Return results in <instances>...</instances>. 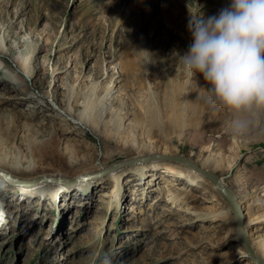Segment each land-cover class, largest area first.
<instances>
[{
  "label": "rangeland",
  "instance_id": "1",
  "mask_svg": "<svg viewBox=\"0 0 264 264\" xmlns=\"http://www.w3.org/2000/svg\"><path fill=\"white\" fill-rule=\"evenodd\" d=\"M230 2L0 0V56L25 84L0 71V264H255L227 200L172 154L222 179L264 262V120L235 135L180 60L190 16ZM118 126L138 147L107 139Z\"/></svg>",
  "mask_w": 264,
  "mask_h": 264
},
{
  "label": "clouds",
  "instance_id": "2",
  "mask_svg": "<svg viewBox=\"0 0 264 264\" xmlns=\"http://www.w3.org/2000/svg\"><path fill=\"white\" fill-rule=\"evenodd\" d=\"M191 42L180 56L189 79L199 75L213 105L244 135L264 120V0H231L207 18L190 16Z\"/></svg>",
  "mask_w": 264,
  "mask_h": 264
},
{
  "label": "bare ground",
  "instance_id": "3",
  "mask_svg": "<svg viewBox=\"0 0 264 264\" xmlns=\"http://www.w3.org/2000/svg\"><path fill=\"white\" fill-rule=\"evenodd\" d=\"M1 46V45H0ZM9 51H11V49L9 48L8 49ZM2 53L4 54V51H2V52H0V55H2ZM3 57L2 56H0V71H2V70H5L6 71V77H3V79L5 80V81H7V82H10L11 84H13V85H18L19 87H22V86H25V84H24V79H22V77L20 76V73H18V72H15V71H13V70H10L9 68H6L5 67V64L7 63H4V60L2 59ZM29 58L27 57V58H23V59H17V63L19 64V66H21V69L23 70V73L25 72V74H27L28 76H31L32 75V73H30V65H29ZM9 65V64H8ZM7 66V65H6ZM8 67H10V65L8 66ZM9 87H11L12 88V86H9ZM178 93H180V92H178ZM201 97H200V99H202L203 98V95L201 94L200 95ZM194 108V107H193ZM56 111H58V110H56ZM59 112V111H58ZM179 115H178V120H177V123H178V125H179V127L180 128H183L185 125H187L186 124V119H185V113H186V108L184 107V105L182 106V107H180V110H179ZM63 116L60 112L56 115V116ZM196 116V115H195ZM79 123H80V125H82L81 123V121H82V116L80 117V118H78V120H77ZM138 124V123H137ZM93 125H94V123H93ZM128 125V124H127ZM123 127H120V126H118V127H116V128H113V130H111L110 131V133L108 134V135H110V136H108V140H110V141H112L113 139L116 141V140H124L123 141V144L124 145H126V144H130L132 147H138L135 143H137V142H135L136 141V137L135 136H133L132 134H131V131H130V133H125L124 135H123V129H122ZM139 129V128H138ZM141 130V129H140ZM103 132H105V129L103 130ZM136 135V134H135ZM7 158V157H6ZM200 161V165L201 166H206V167H208V166H214V167H216V168H224L223 167V165L225 164H222L219 160H217V161H215V160H211V159H203V160H199ZM154 166V165H153ZM0 173H2V174H4V177H3V175L1 176L0 175V177H2V178H7L8 177V175L6 174V172H4V171H0ZM41 177H47V178H51L52 179V181L53 180H57V181H61V182H64V181H66L65 180V178H54V177H50V176H40L39 178H41ZM83 179H86V177H82ZM31 179V178H30ZM217 179H218V177H217ZM76 179H73V180H70V182H65V183H72L73 181H75ZM19 181V180H18ZM218 181L220 182V184L221 185H223V186H225V184H224V182L222 181V179L220 178V179H218ZM20 182V181H19ZM21 182H24V180L23 181H21ZM215 187V186H214ZM115 195V194H117V185H115L114 186V188L112 189V191H111V193H110V196L111 195ZM190 196H194V195H190ZM245 199V198H244ZM137 201V200H136ZM85 205V204H84ZM84 205H82V207L84 206ZM69 207H70V201H68L67 202V205L64 207V211H67L68 209H69ZM181 211H183V213L184 214H186V215H188V214H190L191 216H196V215H200V216H203V215H201V213L200 212H196V211H194V209L190 206V204H186V205H183V206H181ZM23 212L26 214V215H29V213L31 212V210L30 209H27V210H25V209H23ZM248 219V218H247ZM38 221H39V219H37ZM37 220H35V221H37ZM21 221V220H20ZM32 223H31V225H33V221H31ZM249 226V219L247 220V222L245 223V224H243L242 225V228H243V230H244V233L245 234H248L249 232H248V227ZM251 227V226H250ZM258 252H262V248H261V246L259 247V249H258Z\"/></svg>",
  "mask_w": 264,
  "mask_h": 264
},
{
  "label": "water",
  "instance_id": "4",
  "mask_svg": "<svg viewBox=\"0 0 264 264\" xmlns=\"http://www.w3.org/2000/svg\"><path fill=\"white\" fill-rule=\"evenodd\" d=\"M161 156L165 159H169V160L176 161V162L183 163V164L187 165L188 167L194 169L196 172L201 173L204 177H206L215 186V188L219 191V193H221L223 195V197L227 200V202L229 203V206L233 212L235 229H236V232L239 236V240H240L241 245L250 254V256H251V258L255 264H264V262L252 252V250L248 244V241L246 239V234L244 233V230L242 228L243 214H242L240 205L237 202L235 195L233 194V192L229 188L220 184V182L217 179V175H215L212 171L205 169L203 167H200V166L194 164L189 159L181 157L179 155L172 154V155H161ZM0 175L1 176L3 175V177H4V174L0 173ZM43 180L50 181L49 178H45Z\"/></svg>",
  "mask_w": 264,
  "mask_h": 264
},
{
  "label": "snow or ice",
  "instance_id": "5",
  "mask_svg": "<svg viewBox=\"0 0 264 264\" xmlns=\"http://www.w3.org/2000/svg\"><path fill=\"white\" fill-rule=\"evenodd\" d=\"M0 187H2V185H0Z\"/></svg>",
  "mask_w": 264,
  "mask_h": 264
}]
</instances>
